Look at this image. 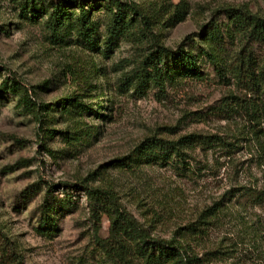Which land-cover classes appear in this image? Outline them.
Returning <instances> with one entry per match:
<instances>
[{"label": "rangeland", "instance_id": "1", "mask_svg": "<svg viewBox=\"0 0 264 264\" xmlns=\"http://www.w3.org/2000/svg\"><path fill=\"white\" fill-rule=\"evenodd\" d=\"M57 1L0 0V264H117L86 189L199 264H264V75L253 90L244 78L264 67V40L225 13L264 20V0H121L153 34L136 22L119 37L109 0H80L86 38L75 7L52 31ZM158 46L171 52L164 82L145 63ZM179 48L196 63L188 77L173 74ZM189 135L201 143L183 165L128 159L147 138Z\"/></svg>", "mask_w": 264, "mask_h": 264}, {"label": "trees", "instance_id": "2", "mask_svg": "<svg viewBox=\"0 0 264 264\" xmlns=\"http://www.w3.org/2000/svg\"><path fill=\"white\" fill-rule=\"evenodd\" d=\"M90 1L95 3L102 0ZM109 2L114 7L110 28V34L113 37L130 33L131 27L136 22L140 23L141 34L146 36L153 34L150 29L149 17L143 14L137 4L122 2L121 0H109ZM85 3H81L80 0H58L57 4L52 7L50 15L52 31H57L63 26L65 21L70 20L71 13L67 9L68 7H75L79 12L77 22L81 27L82 36L86 38V33L89 29V17L84 9ZM225 13L233 27L240 29L241 32L251 38L264 40V20L237 9H227ZM211 38L212 35L210 34ZM158 48H161L160 51L151 52L145 63L151 69L150 72L154 73L153 80L164 82L166 77H169L171 69L164 65L163 61L171 52L159 46ZM177 53V64L181 71L178 73L173 72V74L188 77L196 70L195 60L190 54L180 48ZM206 56L212 59L211 55L207 53ZM244 72L246 74L244 78L248 80L250 90L259 87L261 82H263L264 67L257 74L251 72L249 66ZM15 86V84L11 85L12 88ZM65 101L66 103H73L75 100L67 98ZM200 140L201 137L198 135L185 136L175 141L156 137L147 138L136 147L132 154L133 156H129L128 159L138 165L166 166L171 163L183 165L185 164V150L200 144ZM123 166L126 168L130 167L126 163H123ZM72 188H77V186H72ZM104 194L106 193L97 189H86V197L90 200L93 214L98 215L102 212L110 218L111 230L109 238L115 244L114 250L116 253H114V257L117 264H199L200 260L194 255H186L183 247L176 240L167 241L150 238L145 229L141 227L132 215L120 209L117 204L105 203L101 198ZM43 210L44 216L48 218L52 225L54 220L50 217V214L53 211V207L46 205ZM5 257L6 255H3L1 258Z\"/></svg>", "mask_w": 264, "mask_h": 264}]
</instances>
